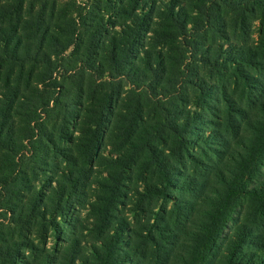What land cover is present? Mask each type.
<instances>
[{
  "label": "rangeland",
  "instance_id": "obj_1",
  "mask_svg": "<svg viewBox=\"0 0 264 264\" xmlns=\"http://www.w3.org/2000/svg\"><path fill=\"white\" fill-rule=\"evenodd\" d=\"M21 16L19 109L42 77L77 105L68 120L46 113L30 148L14 119V183L28 187L1 206L0 264L253 263L264 244V0H26ZM126 48L124 74L138 83L114 72ZM177 116L192 141L183 167ZM159 157L177 166L165 196L151 188L166 182ZM63 190L67 215L55 209ZM42 204L49 221L29 229Z\"/></svg>",
  "mask_w": 264,
  "mask_h": 264
},
{
  "label": "trees",
  "instance_id": "obj_2",
  "mask_svg": "<svg viewBox=\"0 0 264 264\" xmlns=\"http://www.w3.org/2000/svg\"><path fill=\"white\" fill-rule=\"evenodd\" d=\"M12 0H0V157L5 154L7 155V159L11 160V163L7 166H3L0 168V210H2L4 207H1L2 205H6L5 203L11 199V197L14 195L15 192H21L22 188L27 189L28 186H26L25 180H19L16 183H14L16 180H14L13 173L15 172V168H12L15 166V158L20 153H24V149L21 150V148L16 147L17 140L15 139V117L22 118L21 125L25 127L28 132L25 138L21 140L22 147L24 144V141H28L26 148H30V145L33 143L34 140H42L43 137L41 136L44 134V120L43 117L46 113H52L57 112V115L60 113V109H66L65 118L68 120V118L73 117L72 113L74 112V108L77 105L76 104V96L75 93H69V94H58L57 96L55 93L51 92L49 89L51 88L48 82L47 78L41 79V82L39 85L42 86V89L39 87L35 89V93L30 99V101L23 105L24 108H26L24 111L19 109L22 105V85H23V77L16 74L17 72V61L22 59L21 56L28 55L22 52L23 47V39L20 35L22 33L23 29L18 28L19 24L22 23V12L24 11V3L26 0H14V4L11 2ZM137 3V2H136ZM255 3H259L258 1ZM243 5V4H239ZM137 7V4L135 5V8ZM16 16V18L14 17ZM5 17V21L4 20ZM42 20L39 21V25L37 26V29L39 30L41 27ZM42 37V42H45L46 38ZM135 42V40H134ZM69 45V44H68ZM70 46V45H69ZM131 48H126L121 50L120 59L117 60L116 54L113 55L112 61L116 64L115 66V73L118 74L119 77L127 78L132 83H138L136 81L141 80L143 76L140 74L138 76L131 74H124L125 71L127 72L128 66L127 64V54ZM25 51V49H24ZM57 55H59L58 49L55 50ZM126 52V55L124 54ZM125 55V58H123ZM83 70V69H82ZM81 69L78 70L75 74H73L72 77H77L80 74H82ZM41 74V73H40ZM114 78V77H113ZM144 78V77H143ZM142 78V79H143ZM107 81V80H105ZM28 85V84H27ZM104 85V84H103ZM139 86V84H138ZM182 118H179L178 116L174 119V132H176V136L180 133L187 134L189 133L188 128L186 130L185 126L182 124L181 120ZM32 124L34 126H32ZM188 124V123H187ZM182 142V146L179 148V161L178 164H183V160H185L186 155L183 154L187 153L189 155V143L191 144V140L188 139L187 136L184 135V138H179ZM188 141H191L188 143ZM188 143V145H187ZM255 150V153L259 156V154L262 152V150L257 147H253ZM98 148L93 146L92 151H96L97 153ZM36 159L38 161L41 160V154L37 152L35 154ZM158 168L159 170L164 173L166 182L162 180L161 184H157L152 186V191L154 193H160V195L165 196V194L169 193V189H172L174 187L173 181H174V169H177L175 166L174 168L171 167L170 162L163 157L158 158ZM180 167H183V165H179ZM180 169V168H179ZM166 189V190H165ZM167 191V192H166ZM57 199L56 202V213L60 211L61 214L67 215V212L65 210V207H68L70 200L72 199V194L66 193L64 190L57 193ZM56 199H53L51 203H54ZM2 202V203H1ZM108 219H107V226H109V218L111 217V209L108 210ZM52 214H50L51 216ZM49 209L46 205L42 204L39 207H35L34 210H32L31 214L27 217V223L28 228L32 229L34 224H37L40 220L49 221ZM52 224V222H50ZM55 223V222H54ZM124 228H120L116 231V234L121 235L123 234ZM63 233V232H62ZM2 242V241H0ZM255 244V243H254ZM110 245V241L108 243ZM255 245H258L257 247L260 248V253L257 254L255 257V261L253 263L249 264H264V244L259 245L257 242ZM8 253V248H6ZM10 253V252H9ZM0 256H4V254H0ZM7 256V255H6ZM6 258V257H5ZM239 258H244V255H240ZM132 258H129L131 260ZM240 263L241 259H239Z\"/></svg>",
  "mask_w": 264,
  "mask_h": 264
}]
</instances>
